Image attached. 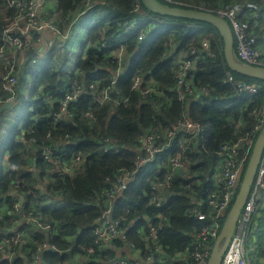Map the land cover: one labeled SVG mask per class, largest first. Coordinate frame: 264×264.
I'll return each mask as SVG.
<instances>
[{"label":"trees","instance_id":"obj_1","mask_svg":"<svg viewBox=\"0 0 264 264\" xmlns=\"http://www.w3.org/2000/svg\"><path fill=\"white\" fill-rule=\"evenodd\" d=\"M84 1L87 0H47L40 17L48 18L54 28L62 30L81 11ZM96 1H100L97 8L85 14L96 16L95 23L83 26V37L78 40L80 49L86 44L87 48L70 73L65 72L66 42L54 56L42 59L37 65L27 63L22 67L15 99L22 96L25 74L29 76L32 89L27 94L29 101L24 106L21 122L6 129L5 138L0 140V149L5 150V155L0 156V235L16 227L19 220L16 214L26 218L19 231L27 252L20 256L13 251V264H31L39 259L37 264H69L75 257L77 264H95L98 259H116V249L131 243L134 245L131 250H135L138 257L132 260L123 256L121 259L127 264L135 261L195 264L192 259L187 262L176 259L180 253L189 255L192 251L189 246L204 224L188 210L196 207L206 213L204 201L211 188L210 176L224 146L234 147L235 159L245 153L248 155V141H254L258 135L253 129L264 103V84L226 66L221 36L208 22L161 16L146 9L141 0ZM136 1L142 10L131 13ZM157 1L164 4L163 0ZM179 1L180 5L172 6L214 14L235 4L254 3L257 9L240 18L247 23L248 33L264 44V31L259 27L262 22L257 16L264 14V0ZM14 14L12 8L0 9V36L7 23L5 19ZM145 15L175 26H166L157 34L159 26L155 25L146 31L145 38L138 40L140 28L148 23V20L142 21ZM123 18H135L139 29H133L128 35L125 65L108 98L94 102L93 96H99L97 90L110 84L116 69L110 55L115 47H100L99 43L101 39L111 43L116 23ZM204 39L211 56L202 52L197 58L190 56L189 50L192 47L200 50ZM173 47L175 52L171 51ZM261 53L264 65V50ZM178 54H182V60L187 58L191 62L186 70V85L180 90L176 68L170 62ZM227 73L261 88L250 98L245 97L246 94L239 93L225 80ZM135 76L142 79V84L133 89ZM73 81L86 89L60 113V101ZM92 83L96 90L89 89ZM150 85L160 95L150 91ZM179 91L184 98H179ZM0 96H5L1 86ZM52 112L56 115L59 112V116H52ZM181 120L197 124L199 136L190 138L189 131L177 128ZM168 133H173L169 144L175 145L182 138L188 140L179 161L189 172L180 176L176 168L170 186L158 191L159 194L169 192L167 197L164 194L165 202L156 203L152 201L156 195L155 164L138 167L135 161L141 155L140 140L151 136L155 147L168 142ZM104 139L117 147L118 152H104ZM44 150L50 154L46 156ZM175 153L173 150L172 154ZM75 158L79 160L75 162ZM35 164L37 173L29 170V166ZM123 172L130 175L127 189L114 198L110 206L111 217L121 222L124 239L117 237L110 246L100 247L101 244L95 242L93 226L107 206L105 192L113 188L118 174ZM17 203L19 211L14 212L13 204ZM223 219H219L220 226ZM35 221L49 224L51 230L44 232ZM152 227H158L155 236L151 234ZM257 229L260 233L264 226L259 225ZM45 243L50 247L43 249ZM149 256L153 261L147 260ZM0 264H5L1 257Z\"/></svg>","mask_w":264,"mask_h":264},{"label":"built area","instance_id":"obj_2","mask_svg":"<svg viewBox=\"0 0 264 264\" xmlns=\"http://www.w3.org/2000/svg\"><path fill=\"white\" fill-rule=\"evenodd\" d=\"M100 1H84L81 6V11L78 15L74 17L71 23L75 22L78 17L92 9ZM164 4L180 5L182 2L179 0H163ZM100 4V3H99ZM47 7V0H0V9H13L15 12L13 17L6 18V25L1 33V45H0V86L1 91L5 93L4 97L0 96V105L5 103H15V94L16 87L19 82V71L23 68L19 66L18 62L20 61L22 55L27 54L28 51L32 52L30 56V63H36L40 58L43 57L46 52L42 49V34L46 31H49L54 38L49 41L46 45L47 49H52L55 46V40L65 39L68 36L67 27L62 30H58L52 26L51 20L48 18H41L40 14ZM257 7L252 2H246L244 4H235L229 8H226L222 11H219L217 15L223 18L230 26L233 38H234V57L235 60L241 64L247 66H264L261 63L260 56L261 52L264 50V44L260 41H257L255 37L248 33V25L245 21L241 20V16L250 10H256ZM138 10H141L139 3L136 1L133 4L131 13H134ZM118 29L115 32L113 38L116 41L124 39L129 35L133 28L134 22L132 19L125 18L122 22L118 24ZM143 36V33L138 34V39L140 40ZM104 42H101V46H104ZM112 46V45H110ZM126 43L117 42L116 48L110 51L112 60L116 64L115 74L120 72L123 69L125 54H126ZM172 52H175L176 49L173 47ZM200 52L206 54V56H211V52L208 47L207 40H202L201 49L196 50L191 48L189 50V55L193 58H197V54ZM29 54V53H28ZM182 60V54H178L172 59L171 65L175 66L177 71V88L180 90L182 85H186V70L190 67V60ZM193 62V60H192ZM227 82L231 83L236 87L239 93L246 94L249 98L258 93L261 85L252 83H245L243 81L235 79L232 75L226 74ZM116 81V75L111 79V82L108 86L104 87L101 91L97 90L99 96H93L94 102H101L102 99L108 98V93L112 90V86ZM264 84V80H262ZM142 84V79L138 76H135L132 79V88H137ZM151 86V85H150ZM89 89L96 90L94 83L89 85ZM189 91V89L186 87ZM83 90V85L77 81H73L67 93L63 96L62 102L60 101V112L66 111L68 104L73 100L77 99ZM150 91L154 94L159 92L155 87L151 86ZM180 92V91H179ZM202 92H207V89H202ZM111 93V92H110ZM160 95V93H157ZM49 97H51L49 95ZM180 99L184 98V94L180 92ZM264 102V98H263ZM56 113L54 114V116ZM56 116H59L57 113ZM264 125V103L259 112V119L256 123L253 132L261 131ZM177 128H182L191 133L190 138L199 136L201 132L198 133V125L189 120H181L176 124ZM191 131H194L192 133ZM173 134V133H172ZM168 133L167 140H171L173 135ZM257 136V135H256ZM256 138V137H255ZM255 141V140H254ZM254 141H248L247 153H245L242 158L235 159L233 155L234 147L230 148L229 146H224L221 151L220 159L217 162V165L210 176V186L208 189L204 206L207 208L206 213L202 210L197 209L196 207H191L188 210V213L194 215L195 219L199 222H203L201 229L195 234L194 242L189 246L191 252L189 255L182 253L181 259L185 262L188 259H192L195 264H206L213 242L219 234L221 226L219 225V219H223V216L228 212L237 192L235 187L238 180L240 179L242 169L245 168L248 158L251 153V149ZM102 149L104 152L114 151L118 152V148L112 146L108 139H104L102 142ZM141 146L139 155L135 161L136 166H142L148 162L154 161L156 156L162 151V149L169 145L158 144L157 146H152V137L147 136L144 139L140 140ZM188 140L185 138L179 139L176 141L175 149L176 153L172 154L171 146L167 149L166 163L156 164L157 174L154 176L153 186L156 190V195L153 197L152 201L156 203H164L165 196L164 194H159L164 187L170 186V183L173 179V176L176 168L182 167V163L179 161L180 154H182ZM173 149V148H172ZM43 153L48 156L50 152L44 150ZM79 158H75V162ZM130 175L126 172L120 173L117 176L113 188H110L105 192L107 197L106 208L103 210L102 214L96 219L93 226V233L95 236V242L98 244H103L117 237L124 239L123 231L120 228V220L113 219L111 217V206L110 203L114 198L119 196L123 191L127 189L128 181ZM17 184V182L15 183ZM159 191V192H158ZM264 204V150L258 165L254 182L251 186V190L247 197V200L242 207L234 233L226 251L224 252L220 264H248V253L251 243V238L254 239V233L252 231L253 223L257 219V211L260 205ZM224 221V219H223ZM36 226L43 230L44 232L50 231L51 226L49 224H43L39 221H35ZM223 224V223H222ZM160 227V226H158ZM151 228L152 236H155L157 228ZM22 233L20 231L11 232L9 234H4L0 236V249H6L4 255L5 264H13L15 260L13 258L16 251L15 246L20 241ZM252 239V240H253ZM133 244H129V248H133ZM50 247L48 243L42 245L43 249ZM41 249V248H39ZM188 248L185 249L187 251ZM89 252L92 250L89 249ZM37 257V255H36ZM149 261H153L151 256L148 257ZM77 259H73L69 264H77ZM157 261L162 262L159 258ZM95 264H127L123 259H112V260H96ZM138 264V262H134Z\"/></svg>","mask_w":264,"mask_h":264},{"label":"water","instance_id":"obj_3","mask_svg":"<svg viewBox=\"0 0 264 264\" xmlns=\"http://www.w3.org/2000/svg\"><path fill=\"white\" fill-rule=\"evenodd\" d=\"M141 3L149 11L161 16L205 21L213 25L223 41V56L226 66L237 74L252 77L258 80H264V66H247L235 60L233 51L234 38L231 28L229 24L219 15L205 10H196L181 6H170L157 0H141ZM12 106L13 105L10 102L0 106V122L2 121V113L5 110L8 111ZM52 116H54L53 112ZM263 150L264 125L256 136L246 166L242 169L240 179L235 186L237 188L235 198L230 209L226 213L219 234L213 242L206 264H220L221 258L226 251L230 239L234 233L240 211L244 206L251 190Z\"/></svg>","mask_w":264,"mask_h":264},{"label":"crops","instance_id":"obj_4","mask_svg":"<svg viewBox=\"0 0 264 264\" xmlns=\"http://www.w3.org/2000/svg\"><path fill=\"white\" fill-rule=\"evenodd\" d=\"M257 16L259 17L260 21L262 22V26H259V27H262L261 30L264 31V27H263L264 26V14L257 15ZM42 37H43V41H42L43 46H42L41 50L46 51V50H48L46 48L47 43L49 41H51L54 38V36L49 31H46L42 34ZM30 56H31V54H28V53L22 55L20 61L18 62L19 66L23 67L24 65H26L28 60L30 59ZM125 61H126V58L124 60V65H125ZM21 71L22 70L20 69L19 76H20ZM59 112H60V110H59ZM191 132L194 133V131H191ZM22 134H23V132H22ZM166 143H169V141ZM171 145L172 144H169L165 148H169ZM166 155H167V151L165 149H162V151L156 156V158L154 159V161H152V163H154V164L166 163ZM5 158H6V156H5ZM36 168H37L36 164H35V166L34 165L29 166V170H31L34 173H37L38 168L37 169ZM52 169L53 168L46 170L45 173L49 174ZM188 172L189 171H188V169H186V167H178V171H177L178 175L185 176L186 174H188ZM168 193L169 192L165 193L166 197H167ZM21 202H23V201H21ZM21 202H20V204H21ZM14 204H13L14 212H18L19 211V204L17 203L16 206H14ZM16 216L19 217V220L17 221L16 227H13L10 230V232L11 231L12 232L19 231V228L26 221V218L22 214L20 216L16 214ZM256 217H257V221H256V223L254 222L253 226H252V231L254 233V236H252V237H254V239L251 238V243H250V248H249V253H248V264H264V229L261 230L260 233H257L259 230V229H257L258 226L259 225L264 226V220H263L264 219V204L260 205V207L257 211ZM4 234H6V233H3L2 235H4ZM258 236H259V238H258ZM256 239H258V242L256 241ZM23 242H24V240L19 241V244H18L17 250H16L17 254L20 256L24 255L27 252L26 248L23 246ZM111 243H112V240L101 244L100 247H105L106 245L110 246ZM135 252H136L135 250H130L128 248L127 244L126 245L124 244V246L122 248L116 249V258H121V257L125 256V257H128V258L134 260L138 257L137 253H135ZM5 253H6V249H4V248L0 249V257L2 259L4 258ZM181 257H182V253H180V255L176 256V259H180ZM74 259H77V257H75ZM40 260L41 259H39V260H37L31 264H37L38 262H40ZM147 260H148V258H147ZM138 264H146V263L140 261Z\"/></svg>","mask_w":264,"mask_h":264},{"label":"clouds","instance_id":"obj_5","mask_svg":"<svg viewBox=\"0 0 264 264\" xmlns=\"http://www.w3.org/2000/svg\"><path fill=\"white\" fill-rule=\"evenodd\" d=\"M95 8H97V7H93L92 9H90V10H93V9H95ZM142 10V9H141ZM87 12H85V13H83V14H81L79 17H78V19L75 21V22H73V23H71L70 22V24H68V26H67V31L69 32V30H70V28L73 26V25H76V24H79V26H80V34L78 35V37H77V44H78V40L80 39V38H82L83 37V32H84V28H83V26H85V25H87V24H89V23H92V24H94L95 23V19H96V16H93V15H90V16H85V14H86ZM79 14V13H78ZM78 14H76V15H78ZM75 15V16H76ZM74 16V17H75ZM74 17H73V19H74ZM83 18H87V20L86 21H82V19ZM72 19V20H73ZM125 18H123V20H124ZM123 20H120V21H117V23H116V29H115V31H114V33L111 35V43H108L107 41H105V39H101V41H100V43H99V45H100V47H107V48H113V47H115L116 48V43L117 42H123V43H126V45L128 46V43H127V39H128V35L124 38V39H122V40H120V41H116V40H114V38H113V36H114V34H115V32L117 31V29H118V24L120 23V22H122ZM145 20H146V22H147V20H148V23L146 24V26L145 27H142V28H140L141 29V31H140V33L139 34H141V33H143V36H142V38L145 36L146 37V35H145V33H146V31L148 32L150 29H153V28H155L156 26H159V31H157L156 33L158 34L159 32H161L163 29H166V26H169V25H173V26H175L174 24H172V23H168V22H166V21H162V20H155V19H153L151 16H149V15H145ZM145 20H142V21H145ZM132 21L134 22V28L133 29H139V28H137V26H136V23L138 22V21H136V19L135 18H132ZM156 25V26H155ZM147 34V33H146ZM144 37V38H145ZM141 38V39H142ZM139 40V39H138ZM63 42H66V44H67V52H68V62L70 61V59H71V52L68 50V47H69V33H68V36L65 38V39H58V38H56V40H55V46L52 48V49H48V50H46L45 52H46V54H44L43 55V57L42 58H40V60H38L36 63H30V60H28V62L27 63H29V65L30 66H32V65H37V64H39L40 62H41V60L42 59H45V58H48L50 55L51 56H54L57 52H58V50L60 49V47H61V45H62V43ZM101 42H104V46H101ZM110 45H112V46H110ZM127 46H126V54H125V58H126V56H127ZM84 47H86L87 48V44L86 45H84ZM83 47V48H84ZM83 48L82 49H80V47H79V51H78V55L77 56H75V61H74V63H73V65H72V67L70 68V70L68 71L66 68H65V72L66 73H70L73 69H74V67H75V64H76V61H77V59L79 58V57H82L83 55H84V53H85V50H86V48H85V50L83 51ZM29 52H31V51H28V53ZM29 54H31L32 55V52L31 53H29ZM67 62V63H68ZM123 68H124V66H123ZM123 70V69H122ZM122 70L120 71V72H118L117 74H115L114 73V76L116 75V80L118 79V77H119V75H120V73L122 72ZM115 71H116V69H115ZM113 76V77H114ZM24 81H25V84H24V86L22 87V90H23V92H25V88L26 87H28V86H30V83H29V76L27 75V74H25V78H24ZM116 82V81H115ZM115 84V83H114ZM17 86H18V84H17ZM86 89V87L84 88V86H83V90L82 91H84ZM24 94V93H23ZM9 103V102H8ZM12 105H14L15 103H11ZM176 145V144H175ZM175 145H171V151H170V153H172L173 152V150H176L175 149ZM174 146V148L172 149V147ZM168 149V148H167ZM167 149H165L166 151H167ZM168 152V151H167ZM5 155V150L3 151V153H2V156H4ZM149 163H151V162H148V163H146V164H149ZM146 164H144V165H142V166H145ZM155 169H156V164H155ZM157 170V169H156ZM233 203V202H232ZM232 205V204H231ZM231 207V206H230ZM230 209V208H229ZM224 217H225V215H224ZM12 232V231H11ZM11 232H9V233H11ZM9 233H6V234H9ZM5 234V235H6ZM2 235V234H1ZM0 235V236H1ZM113 240V239H112ZM111 241V240H110ZM128 246V245H127ZM128 248H129V246H128ZM130 249V248H129ZM131 250V249H130ZM122 258V257H121ZM116 259H120V258H116ZM169 259V258H168ZM135 260H137V258L135 259Z\"/></svg>","mask_w":264,"mask_h":264},{"label":"rangeland","instance_id":"obj_6","mask_svg":"<svg viewBox=\"0 0 264 264\" xmlns=\"http://www.w3.org/2000/svg\"><path fill=\"white\" fill-rule=\"evenodd\" d=\"M5 19V18H4ZM87 18H83L82 21H86ZM145 20V16L142 18ZM80 34V26L79 24L73 25L69 30V47L68 50L71 52V59L67 63L66 69L69 71L74 63L75 56L78 55L79 47L77 44V37ZM86 47L83 48V51ZM25 92L20 91L21 97H19L15 104L7 111L5 110L2 113V122L0 126V140L5 138V131L6 129L11 128L13 125H16L18 122H21V117L24 111L25 104L29 101V97L27 94L32 89L31 86L25 88ZM24 93V94H23ZM2 105V104H1ZM0 105V106H1ZM36 116V115H34ZM3 149H0V156L3 153Z\"/></svg>","mask_w":264,"mask_h":264}]
</instances>
